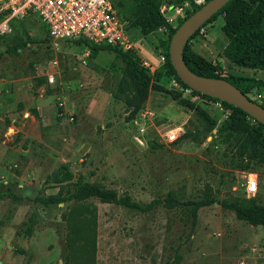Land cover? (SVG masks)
Here are the masks:
<instances>
[{
  "label": "rangeland",
  "instance_id": "374dc122",
  "mask_svg": "<svg viewBox=\"0 0 264 264\" xmlns=\"http://www.w3.org/2000/svg\"><path fill=\"white\" fill-rule=\"evenodd\" d=\"M194 3V0H183ZM163 15L175 0H156ZM134 53L153 82L200 106L206 121L168 94L150 92L133 117L114 98L123 63L114 52L93 59L84 45H53L36 17L14 24L0 38V264H66L62 214L72 203L41 209L33 203L70 188L78 179L146 205L168 196L182 205L157 204L149 213L90 200L96 211L95 264H264V229L238 220L223 201L253 199L264 207V146L240 124H225L230 110L196 95L166 72L159 44L168 33L143 35L136 0H115ZM118 4V5H117ZM222 16L189 43L222 77L261 80L264 72L239 68L222 56ZM263 94L264 87L252 90ZM191 99V100H190ZM264 105V98L257 101ZM181 127L176 142L168 131ZM255 177L257 193L246 195ZM17 197V198H13ZM20 198L21 200H18ZM200 208L191 219L192 203ZM35 217L32 234H19Z\"/></svg>",
  "mask_w": 264,
  "mask_h": 264
},
{
  "label": "trees",
  "instance_id": "16d2710c",
  "mask_svg": "<svg viewBox=\"0 0 264 264\" xmlns=\"http://www.w3.org/2000/svg\"><path fill=\"white\" fill-rule=\"evenodd\" d=\"M175 1L179 5L183 0ZM208 1L205 0V3ZM114 5H116L115 0ZM136 7L144 12V15L137 23L141 34L148 35L159 28H164L167 31V40L159 42L166 72L173 76L184 88L188 89L180 81L170 63L169 44L176 28L201 6L195 7L192 13L188 14L185 19L180 20L176 28L170 27L165 22L156 0H136ZM219 16L223 18L222 32L227 38V44L222 50V56L239 68L264 72V0H231L201 28L212 23ZM121 18L125 20L123 17ZM16 22V20L12 22V28ZM126 26L125 32L129 36ZM200 29L189 39L183 51V60L191 72L202 77L226 80L244 95L251 93L256 87H264V78L257 80L236 76L222 77L218 74V70L221 69V64L218 61L209 62L194 53L190 49L189 43L199 34ZM77 44H82L88 48V57L90 59L95 58L101 51L114 52L120 58L123 63V70L114 98L122 102L130 110L129 116L131 119L142 109L150 92H159L168 94L178 104L194 112L197 117L204 119L210 129L216 127V122L209 117L203 108L181 99L179 93L170 91L164 86L153 82L149 70L141 64L133 51H123L109 45H92L82 43V41L77 42ZM192 93L199 94L194 91ZM201 96L207 100L219 101L204 95ZM221 103L224 108L231 111L224 121L225 124L242 125L252 136L254 143L264 146V126L254 121L240 109L222 101ZM259 105L264 108V105ZM18 200L21 199L18 198ZM90 200H97L104 204H113L142 213L151 212L157 204L161 203L169 209L182 205L172 196H168L163 202L152 201L146 205H141L127 195L119 196L114 190L86 182L81 178L73 183L70 188L61 189L56 195L46 198L35 197L33 203L37 208L41 209L72 203L70 209L63 213L61 217L65 223L64 241L68 249L66 264H95L97 214L95 208L88 203ZM215 202H217V199L210 198L192 203V224H195L200 208ZM221 205L228 210H232L238 220L252 226H261L264 229V207L256 204L253 199L223 201ZM35 223V217L29 218L27 223L21 225L19 234L30 236Z\"/></svg>",
  "mask_w": 264,
  "mask_h": 264
},
{
  "label": "built area",
  "instance_id": "2783aa9c",
  "mask_svg": "<svg viewBox=\"0 0 264 264\" xmlns=\"http://www.w3.org/2000/svg\"><path fill=\"white\" fill-rule=\"evenodd\" d=\"M204 3L205 0H194L191 4L185 1L181 5H169L163 12L165 22L176 28L180 20ZM30 17H36L42 22L50 42L55 46L59 43L77 44L82 41L134 51V46L125 32L127 21L119 15L114 0H0V37L12 33L13 21ZM195 95L191 101L202 97L201 94ZM246 96L254 102L264 98L263 94L254 95L252 92ZM214 105L222 107L220 100ZM182 132L181 127L168 131L167 141L176 142ZM257 188V179L249 177L245 187L246 195L254 196Z\"/></svg>",
  "mask_w": 264,
  "mask_h": 264
},
{
  "label": "water",
  "instance_id": "95a60500",
  "mask_svg": "<svg viewBox=\"0 0 264 264\" xmlns=\"http://www.w3.org/2000/svg\"><path fill=\"white\" fill-rule=\"evenodd\" d=\"M229 1L231 0H209L176 28L169 44L170 63L180 81L189 89L232 105L264 126V108L261 105L250 100L226 80L194 74L183 60V51L189 39Z\"/></svg>",
  "mask_w": 264,
  "mask_h": 264
},
{
  "label": "crops",
  "instance_id": "0c3cea01",
  "mask_svg": "<svg viewBox=\"0 0 264 264\" xmlns=\"http://www.w3.org/2000/svg\"><path fill=\"white\" fill-rule=\"evenodd\" d=\"M253 71V70H252Z\"/></svg>",
  "mask_w": 264,
  "mask_h": 264
}]
</instances>
